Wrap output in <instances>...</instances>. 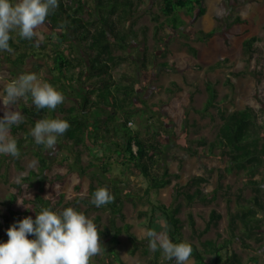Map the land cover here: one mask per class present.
<instances>
[{"label": "trees", "instance_id": "trees-1", "mask_svg": "<svg viewBox=\"0 0 264 264\" xmlns=\"http://www.w3.org/2000/svg\"><path fill=\"white\" fill-rule=\"evenodd\" d=\"M93 1L95 6H92L90 0H58L59 7L47 18L45 25L39 30L43 35L42 43L37 44L35 39H21L18 35H16V41L12 39L9 42L15 53L13 59L7 56L12 69L11 75H15L17 72L20 75L29 73L24 71L29 66L38 69V65H33L31 62L32 58L36 60L38 58L47 63L53 79L60 84L56 86L57 90L70 95L68 89L78 86L76 89L81 96L77 111L75 107H72L62 117L57 116L63 112L62 108L55 109L52 113V118L67 120L71 125L68 131L58 138V140L63 139L73 148L72 160L70 156H66L58 163L59 166L66 168V171L50 173L52 171L51 160L44 156L43 146L36 144L37 149L34 154L38 159V170H30L19 182L13 184L17 191L12 192L9 200L3 203L6 212L1 213L0 210V223L9 228L28 216L34 220L36 214H39L43 208L57 211L59 206L68 207V202H64L63 187L75 174L77 177V182L74 184L77 191L76 202L80 201L87 205L86 211L108 209L113 215L108 224L98 227L106 253L100 263L96 264H124L116 247L120 243L119 236L121 234H125L130 241V253L132 255L142 246L143 242L132 231L133 225L126 221L122 205L125 199L132 200L135 205L138 202L150 205L148 230L156 229L157 225L163 222L166 230H168L169 238L174 243L190 242L193 247V264H258V258L253 254L256 249L248 240H252L256 244L263 241V216H259L257 213H263L264 195L261 194L262 189L254 181L252 184L257 185L255 194L248 198L246 204L241 201V195L236 198L238 212L230 216L229 237L227 239L220 243L202 240L203 236L221 218V214L215 209L210 211L203 229L197 226L195 216L189 210L186 217L187 227L191 234L189 239L186 238L183 222L180 218L182 204L179 198L184 196L188 204L211 202L216 200L222 186L218 184L217 188L210 193L205 191L212 172V169L205 164L200 165V169L205 170L202 172L203 174L194 176L185 185L175 181L180 177L179 174H174L168 169H159L158 165L166 152L168 137L172 132L171 127L164 123L167 116H163L164 122H161L157 116L161 106L157 103L148 105L144 99H141L142 108H138L136 106L138 86L136 87L133 82L127 85L119 84L114 80L112 73L113 67L122 61L137 68V60L131 58L127 49L131 46V40L139 37V33L134 29L135 16L144 1ZM158 4L165 19L159 21L158 16L154 17V20L158 21L155 28L158 31L167 30V33L156 39L157 46L168 39L171 31L183 32L184 26L192 28L193 33H190L192 35L189 36L191 38L194 36L196 41L204 42L216 35V28L207 32L193 29V21L206 14L208 0H158ZM245 22L239 16H235L230 21H226L225 26L232 28ZM147 30V26L140 28L143 34L141 40L143 54L140 62V79L143 89H148L152 85L156 66V52L149 53L147 46ZM156 33L158 34L157 31ZM254 40V37L246 39L242 46L248 59L255 58L251 72L255 77L256 84H259L263 77V58L256 57L257 50L253 46ZM76 44L80 46L82 55H86V60L83 59L81 53L76 52ZM47 45H49V50L46 51ZM185 45L188 46L192 56L197 55L195 47L187 43ZM118 50L122 54H116ZM185 59L188 61L184 67L186 70L203 68L194 60L190 61V57L187 56ZM223 63L224 60H217L209 65L208 69H214ZM158 65L163 68L169 67L171 71L181 70L176 62L170 64L159 62ZM29 71L31 73V70ZM235 75L237 74L235 73ZM87 80H90L92 87L84 89ZM226 84L231 86L229 78L226 79ZM157 88L175 94L179 85L176 81H171L168 86L159 85ZM206 92L208 98L203 109L194 108L195 111L209 112L210 107L215 105L216 91L211 83L206 85ZM193 96L194 92L188 93L190 103ZM250 97L254 98L259 106L264 104V93L260 89L256 90ZM14 107L33 126L36 121L49 118L48 110H37L31 100L27 103L19 102ZM105 108L109 112L104 116ZM147 109H150V114ZM93 112H97V114L93 116ZM3 114L4 106L0 101V118L3 117ZM102 115L104 116L103 121L98 122V117ZM221 115L222 117L219 119L221 123L213 139L208 140L201 137L193 141L199 147L204 145L210 151L209 154L220 149L222 157H227L230 162L226 171H230L234 167L244 169L262 167L264 164V142L258 145L251 140V129L254 125L252 109L246 107L229 113L222 112ZM135 117H139V120L143 122V129L137 123L133 127L129 126V122ZM168 119L173 120V117H168ZM131 124L133 123L131 122ZM17 130L18 126L16 125L11 129L13 133H16ZM187 131L186 126H184V132L187 133ZM16 140L21 156L26 141L23 138ZM186 149L192 155L200 153L199 149H193L191 145H187ZM84 151L88 152L92 158L86 164L81 159ZM2 156L4 155H0V158ZM19 158H15L17 162ZM0 161L3 162L4 160ZM20 168L23 169L21 166ZM158 171H162V173L159 174ZM127 172L132 176L145 179L147 184L142 194H139V189L125 176ZM222 176L223 174L220 175V179ZM35 183L39 184L38 189L29 192ZM85 183H87V187H84ZM167 186H171V191L175 195L169 204L150 198L155 190ZM188 186H195V189L190 191L187 189ZM99 187H106L114 195L115 199L112 203L102 207H96L91 203L93 193ZM125 187L129 189V192L123 190ZM83 192H86L85 196H82ZM230 200L228 199V201ZM144 213L140 211L139 214L143 215ZM117 220L122 222L120 226L116 224ZM238 229L242 230V233L237 232ZM5 238L3 234H0V241L5 240ZM34 238L31 236V239ZM147 240L148 238H146ZM235 240H238L242 248L249 254L252 252L245 263L231 247ZM160 252V250L154 252L149 264H175V258L160 261Z\"/></svg>", "mask_w": 264, "mask_h": 264}, {"label": "rangeland", "instance_id": "rangeland-1", "mask_svg": "<svg viewBox=\"0 0 264 264\" xmlns=\"http://www.w3.org/2000/svg\"><path fill=\"white\" fill-rule=\"evenodd\" d=\"M144 2L138 8V12L135 16V31L139 33V37L131 40L130 47L127 52L131 54V58H135L136 67L129 65L126 62H120L112 69L113 78L116 82L122 85L135 83L138 86V94L136 97V106L142 108L141 99H144L148 105L157 103L160 107L157 116L161 122H164L163 116H167L165 119L166 125L171 127L172 132L168 137V145L166 152L163 154L161 162L159 163V169H168L172 173L179 174V178L175 179L180 184L185 185L194 176L202 175L204 169H200V165H206L212 169L209 177V183L205 187L207 193L212 192L213 189L217 188V185H221L222 189L219 190L216 200L211 202H197L188 204L184 196L179 198L181 206L180 218L184 226V234L186 238L190 237V230L187 227V212L191 210L195 216L197 226L203 229L206 221L209 218V213L212 209H215L221 214V218L217 221L216 225L212 226V229L203 236L202 240H211L217 243L222 242L224 239L229 237V220L230 216L238 212L236 206V198L241 195L242 202L247 203L248 198L255 194L256 186L262 189V195H264V164L258 169H247L237 168L230 171H226L229 165L228 158H224L221 155L220 149L215 150L213 154H209L210 151L194 142V139L204 137L208 140L213 139L215 132L221 123L219 119L222 117V112L229 113L234 110L244 109L250 107L254 112V125L252 126V142L260 145L264 142V104H259L250 97L256 90L260 89L264 93V0H208V10L205 15L195 19L194 30L209 31L216 28V35L211 37L207 41H196L191 38L193 33L192 28L184 26L182 31H171L168 39L157 46L156 39L165 35L166 31H158L155 25L158 21L154 20V17L158 16L159 21H163L165 16L159 10L158 0H143ZM92 6H95L93 0H90ZM95 13V11H94ZM96 14V13H95ZM97 15V14H96ZM95 15V18H96ZM239 16L245 23L235 25L232 28H226V21H230L233 17ZM142 26H147V46L149 53L156 52L155 59V78L153 79L152 85L148 89L141 87V59L143 54V45L141 43L143 34L140 31ZM158 32V34L156 33ZM157 34V35H156ZM13 40L16 39L14 33ZM254 37L253 42L254 48L257 50L256 57H262V70L263 77L259 84H256L255 77L251 72V68L254 65L255 58L248 59L245 54L242 43L246 39ZM16 41V40H15ZM190 44L197 49V55L192 56L185 44ZM43 46V45H42ZM49 45L46 46V51L49 50ZM157 47V49H156ZM80 46L75 45L76 52L81 53ZM158 50V51H157ZM164 54L162 55V53ZM116 54H122L121 51H116ZM82 55V53H81ZM14 58L15 53L0 52V99L4 96V89L7 84L13 79L19 77L17 72L15 75H11L10 63L7 60ZM190 57V61L202 65V69H185V65L188 61L186 57ZM83 59L86 60V55H82ZM30 60V59H29ZM217 60H224V63L214 69H208L209 65L213 64ZM33 65H38V69H34L31 66L24 69V71L31 70V73H36L40 79L50 83L56 88L60 85L53 79V76L49 72L47 63L35 58L31 59ZM159 62H176L180 71H171L169 67L163 68L158 65ZM29 63V61H28ZM31 64V63H30ZM235 73L237 75H235ZM24 74V73H22ZM231 80V86L226 84V79ZM171 81H176L179 85L177 92L169 93L164 90L157 88L159 85L164 87L168 86ZM57 83V84H56ZM211 83L216 91L215 105L210 107L209 112H197L195 109H203L204 104L208 98L206 92V85ZM140 86V87H139ZM74 88L68 89L70 95L64 94L65 101L63 104L57 107L62 108L63 112H60L57 116L62 117L68 109L72 107L78 110L80 92ZM90 80L84 84V89L91 88ZM194 92L192 102L188 100V93ZM247 96V97H245ZM22 102V100L20 101ZM109 111L104 109V116ZM150 114V109H147ZM221 112V113H220ZM53 111L48 110L49 118H52ZM97 112H93V116ZM104 116L98 117V122L103 121ZM173 117V120L168 117ZM129 122V126H135L137 123L142 128L143 122L139 120V117H135ZM101 124V123H100ZM18 130L16 133L11 131V135L14 138H23L25 146L21 153L18 162L11 156H2L0 160V210L1 213L6 212V207L3 203L9 200V196L12 192H16L13 184L19 182L23 176H26L30 170H38V159L34 154L37 149V145L34 141V137L31 136L30 130L34 127L28 120H24L23 123L16 125ZM184 126L188 130L184 132ZM190 146L193 149H199L198 155L189 154L186 147ZM72 149L68 143L63 139L58 140L57 152L54 155H48L47 150L43 147L42 151L46 158L51 160L52 171L55 173L58 171H66V168L61 167L58 163L62 158L70 156L73 158ZM4 157V158H3ZM82 162L86 164L91 158L88 152H83L81 155ZM23 167V169L20 168ZM249 166V165H248ZM157 173L161 174L162 171ZM223 174L222 179L220 175ZM129 180L135 184L139 189V194H142L145 187L146 181L141 177H135L130 175L128 172L125 174ZM256 184H252V182ZM77 182V177L74 174L69 181L64 185L63 192L65 194V201L68 202V207H73L77 211L83 212L87 217L91 218L94 223L101 227L109 223L113 215L108 209L102 210H87V205L76 202L77 191L74 188V184ZM26 185V184H25ZM38 183L29 190L38 189ZM87 183L84 184V187ZM187 189L193 191L195 186H188ZM129 192L126 187L123 189ZM86 192L82 193L85 196ZM174 194L171 191V186H167L160 190H155L150 198L152 200H160L165 204H169L171 199L174 198ZM228 199H231L228 201ZM246 199V200H245ZM123 212L126 215V221L133 225L132 231L141 240L142 246L133 255L130 253L131 243L125 234L119 236L120 243L116 246L120 252V256L124 264H149V261L153 258L154 252L149 250V241H146V231L148 230V217L150 214V205L138 202L136 205L132 200H123ZM67 206H59L57 211H61ZM140 211L145 212L140 215ZM259 216H263V228H264V201H263V213H257ZM98 218V219H97ZM1 222V221H0ZM117 225H121L120 220L116 221ZM8 227L3 226L0 223V234H3L6 238L0 241V243H6L8 240L7 236ZM157 232L165 231V224L161 222L155 229ZM168 231V230H166ZM237 232L242 230L238 229ZM168 234V232H167ZM31 239V236L28 237ZM197 242V240H194ZM256 249L254 256L258 258V264H264V236L263 241L260 244L254 243L252 240H248ZM232 249L235 250L243 263L251 256L245 249L242 248L238 240L233 241ZM106 250L102 255L96 256L92 260V264L100 263V260L105 257ZM161 253L160 261L164 260ZM192 264L194 263L193 258Z\"/></svg>", "mask_w": 264, "mask_h": 264}, {"label": "clouds", "instance_id": "clouds-1", "mask_svg": "<svg viewBox=\"0 0 264 264\" xmlns=\"http://www.w3.org/2000/svg\"><path fill=\"white\" fill-rule=\"evenodd\" d=\"M58 7V0H0V52H13L9 42L14 33L21 39L42 43L43 35L39 30ZM4 93L0 100L4 106L0 118V155L19 158L20 150L11 129L23 123L25 117L14 106L21 100L25 103L31 100L37 110L54 111L64 103L65 96L36 73L19 75L7 84ZM70 127L64 119L42 118L35 122L30 134L51 156L57 152L58 138ZM114 199L106 187H99L91 203L102 207ZM145 235L150 251L160 250L164 259L175 258V264H192L190 242L174 243L167 231L155 229L147 230ZM7 236V242L0 243V264H92L93 258L105 251L98 226L73 207L61 211L43 208L34 220L28 216L11 225ZM29 236L35 238L29 239Z\"/></svg>", "mask_w": 264, "mask_h": 264}]
</instances>
